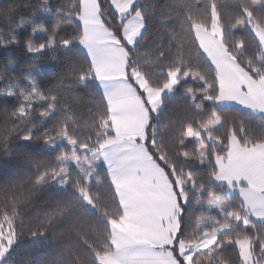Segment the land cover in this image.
I'll use <instances>...</instances> for the list:
<instances>
[{"label": "snow or ice", "instance_id": "obj_1", "mask_svg": "<svg viewBox=\"0 0 264 264\" xmlns=\"http://www.w3.org/2000/svg\"><path fill=\"white\" fill-rule=\"evenodd\" d=\"M21 33L0 264H264V0H0Z\"/></svg>", "mask_w": 264, "mask_h": 264}, {"label": "trees", "instance_id": "obj_2", "mask_svg": "<svg viewBox=\"0 0 264 264\" xmlns=\"http://www.w3.org/2000/svg\"><path fill=\"white\" fill-rule=\"evenodd\" d=\"M35 2V0H34ZM54 3H60L61 0H53ZM32 18V12L29 10H24L20 13V16L13 21V23H19L21 19L27 21ZM48 23V21H45ZM27 33H21V46L19 48L13 49V50H6L2 47H0V72L5 71V65L7 64V60L10 57L12 60L15 61L18 68H24L30 65L31 59L30 55L25 52L23 47V41L27 38ZM61 55L58 53V56ZM40 66L44 69H52V71L47 73L48 80L42 83V86H46L49 82L54 81L55 77L52 75V72L57 71V68L55 67V61L52 60L49 57H46L45 60H42L39 62ZM22 83H25L23 80H21ZM179 103V100L172 101L173 105H176ZM7 104L8 107H11V98H3L0 97V107ZM4 163L3 154L0 153V164ZM9 164H15L16 161H9ZM26 222H29L28 218L26 217ZM34 247H38L34 244V242L30 241L29 239H25V244L18 250V254H16L17 260H22L28 258L29 254L33 251Z\"/></svg>", "mask_w": 264, "mask_h": 264}]
</instances>
